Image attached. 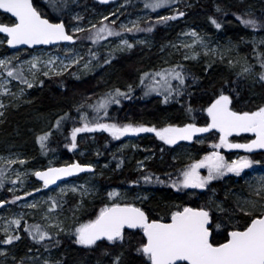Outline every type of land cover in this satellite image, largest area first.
<instances>
[{"label": "snow or ice", "instance_id": "6c2138e0", "mask_svg": "<svg viewBox=\"0 0 264 264\" xmlns=\"http://www.w3.org/2000/svg\"><path fill=\"white\" fill-rule=\"evenodd\" d=\"M66 0H44L45 5L53 11H60ZM101 3H108L109 0H100ZM176 0H144V8L151 9L156 12L157 9L169 7ZM0 10L10 14L14 18V22L9 24L0 23V33L5 34L6 43L11 48L27 45L32 48L36 45H57L60 42H68L75 45L81 37L76 33H86L82 37L84 40L91 41L92 44H99L101 41L107 40L109 37L119 38V43L113 47L104 63L108 64L110 59L117 51H124L133 48V43L122 37V33L133 32H151L155 24L166 23L170 20H176L183 17L185 13L175 10L172 15L158 16L155 24L141 28L139 21H132L131 27L121 23L116 27L115 19L108 21V17L104 16L99 25L91 24L90 28L85 29L79 26L72 27L70 34L66 30V24L62 20L60 22H52L46 18L44 12L36 5L35 0H0ZM217 11H220L217 8ZM115 16V13H110ZM74 20L81 19L79 16L73 17ZM210 22L217 29L221 28V24L216 18L210 17ZM237 19L253 30L264 28V20L256 18H244L237 16ZM192 40L191 43H184L180 47L191 50L198 46L205 50V55L215 54V48H208L205 40L195 31L186 33ZM143 43L144 41H137ZM3 43V40H0ZM264 43V41H261ZM179 50V47L173 45ZM255 50V49H254ZM64 56H50L48 59H41L39 56H33L28 61H21L18 65H13V59L18 57H10L0 59V69H4L6 79L4 84H0V95H12L14 99H18L23 95L24 88L19 89V93H10L9 88L5 86L12 80L18 81L20 85L27 88H33L38 76L42 74L45 77L50 75H61L63 72L73 66L82 72L91 71L94 67L93 61L97 60L98 54L88 48L86 55L89 59L85 60L75 47L64 48ZM198 54L194 51L192 55L187 53L184 59H195ZM222 55V54H221ZM260 67L264 69V55L258 56ZM228 63L231 65L232 60ZM43 65V68H41ZM98 66V65H97ZM251 66H244L240 74L249 73ZM77 75V73H72ZM187 73L184 65L177 63L167 68H161L157 71H147L140 75V85L144 88V95L156 93L163 97L162 103L167 104L174 96L179 97L181 89L185 85ZM77 78H79L77 76ZM259 80L264 81V72L259 73ZM175 81V84L173 83ZM42 85L43 81H39ZM133 91V86H127V91L121 90L119 87L110 89L97 100L91 103H81L76 105V113L79 117V126H73L70 132L71 143L65 146L69 151L77 148V136L80 133L104 132L114 140H120L121 137L128 135H138L140 133H154L155 137L162 141L164 145H177L179 141L195 142L204 144L207 137L201 134L209 133L213 139L209 140L208 147L211 150H205L199 158L189 157V162L177 169L175 174L165 173L168 181L162 180L159 176L145 173L140 179L144 183L165 184L170 181V186L177 191L185 189H207L213 181H219L228 174L241 177L246 169H251L253 165L261 164L260 160L252 159L249 155H237L236 158L226 159L221 149L225 150H243L245 153H254L255 150H264V104L256 107L254 110H239L232 107L233 100L229 94H225L222 89L218 95L214 94V98L208 103L207 107L201 108L199 111L206 113V120L199 125L196 110L189 105L186 113L189 121L182 126L177 124H166L162 127L149 126L144 123H120L110 117L109 108L112 105H119L122 99H129ZM5 107L0 103V108ZM0 115H3L0 112ZM75 119L68 112L56 119L52 126L59 130L65 121ZM248 133L254 138L247 139L246 142H236L230 137H240L241 134ZM218 134V138H216ZM52 135L51 130L44 132L36 137L37 143L43 151L47 149V141ZM164 149H161L163 151ZM19 163L24 165L25 160H9L8 165ZM122 163V162H121ZM121 163H117L116 167L120 168ZM141 172H143V164L138 161ZM206 170V174H202L201 170ZM93 173L92 164H81L79 162L66 163L63 166H48L44 170H35L31 174L38 181L42 182L41 187L48 189L52 185H56L58 181H63L66 177L75 176L78 173ZM27 173H16V178L11 181L13 185L23 184L22 176ZM6 179L3 169H0V187H3ZM131 183H138L132 181ZM254 195L257 199L246 198L242 202L237 201L236 210L242 214L243 223H232L231 226H224L225 235L222 241H214L212 237V225L215 223L217 229L221 228V223L214 221L211 210L203 206L189 207L176 205L175 210L170 211L167 222L162 219H151L146 215L145 211L134 203L127 202L126 195H122L116 189L107 192V202H104L98 211L86 220H82L78 213L87 212L84 209L83 198L87 196L92 189L85 185H73L70 188L72 193H79L81 201L77 202L71 217V223L65 224L64 220L53 217V213L57 209L62 208L61 200L69 190L67 186L60 188L59 193L55 196H49L48 207L42 219L47 222L46 225L39 223L23 224V229L27 235L37 244H43L45 250L48 244L45 241L59 244V240L55 239L60 233L66 232L69 236L74 237V243L85 248H91L98 242L107 241L115 244L117 241L123 242L125 239V229L139 230L142 232V239L136 252L144 258L143 264H264V176H261L256 182ZM251 187V185H250ZM13 192V189H8ZM41 188H35L33 191L39 192ZM25 196H31L32 192H25ZM22 197L13 195L11 201L0 199V206L5 203H15ZM123 201V202H122ZM39 203H44L41 201ZM37 202L28 203L25 207L29 209H37ZM217 208L224 211L219 205ZM23 215L19 218H13L7 222L11 225H21ZM232 217H229V221ZM55 229V233L50 231ZM4 238L0 243L11 245L14 241L20 239L18 232L13 234L6 227L3 229ZM15 231V230H13ZM4 253H0L3 255ZM43 264H59V261L43 260ZM113 264H120V256L117 255Z\"/></svg>", "mask_w": 264, "mask_h": 264}, {"label": "trees", "instance_id": "16d2710c", "mask_svg": "<svg viewBox=\"0 0 264 264\" xmlns=\"http://www.w3.org/2000/svg\"><path fill=\"white\" fill-rule=\"evenodd\" d=\"M35 3L45 13L46 18L52 22L62 20L65 24L66 15L74 13L84 18L97 15L98 18H102L104 9L109 8V6L97 4L94 0H71L66 8L57 12L45 5L44 0H35ZM117 3H122L128 9H133L134 5L138 7L144 5L141 0H119ZM173 6L184 11L185 15L180 20L155 24L151 32H143L148 35L153 44L157 45L154 50L136 44L130 50L114 54L108 64L103 61L98 70L80 80H72L70 75L64 78L40 76L35 86L27 89L30 93L31 105H23L22 100L18 101L20 106H9L5 110L3 124L0 127V135H2L0 139L2 137L7 139L13 135L16 136L15 139L20 137L25 139L29 124L27 122L33 121V116L31 118L29 116L31 109L32 113H37L36 116L40 113L41 117L49 115L51 118V113H55L47 130L52 132L47 141V149L42 152L39 147L37 157L43 158V162L57 157L55 166L72 162L94 164V174L99 175L96 179L99 191L92 200L82 201L84 209L87 210V212L78 213L82 220L88 219L95 211H98L99 207L107 201V192L116 189L122 195H126L127 202L130 203H134L133 200L138 194H145L141 203L134 204L145 211L149 220L163 218V221L167 222L170 211L175 210L176 205L203 206L210 209L214 221L221 223L220 229H217L213 223L211 238L214 241L223 242L222 237L226 234L225 225L230 227L232 223H243L242 214L236 210V196L246 193L245 184L241 180L225 177L211 184L205 192L201 193L196 190L175 192L170 186V181L165 184L155 182L146 184L140 179L142 174L151 173L153 179L159 176L162 180L168 181L165 173L175 174L176 170L185 164L179 158H174L175 155L181 154L183 150L201 154L205 151L204 145L194 143L193 146H186L183 143L173 148L157 141L154 133H147L146 136L128 135L121 137L120 140H114L108 133L94 132L78 134L77 147L81 149L80 154L74 149L69 151L65 146L71 143V128L80 124L75 105L94 102L104 92L117 87L127 91V86L130 84L133 86L130 98L122 99L119 105H112L109 108L110 117L120 123H144L156 127L171 123L182 126L190 122L186 108L191 105L196 110L198 124L202 125L206 120V113L199 110L207 107L214 98V94L218 95L222 89L225 94L231 96L232 107L235 109L254 110L264 104V83L259 80V73L264 72V69L260 67L258 59V56L264 55V43H261L264 41V28L253 30L237 19V16H243L264 20V0H176L170 5V7ZM217 8L220 11H217ZM159 14L165 16L171 15L172 12L165 8L160 10ZM153 15L149 13L145 16L140 22L141 28L154 24L151 21ZM210 17L217 19L221 24L220 29L211 24ZM10 21L9 18L0 14V23L9 24ZM180 21H184L191 28L198 29L207 40H214L218 44L224 43L225 40L231 42L237 48L241 69L226 63L183 62L179 57L176 60L173 58L174 63L171 65L177 63L184 65L187 76L185 85L181 89L182 94L179 97L174 96L165 104L162 103V96L144 97V88L140 85V73L160 59L157 55L159 50L169 51L166 42H171L170 38L181 26ZM5 51L9 50L5 47ZM24 52V54L30 53L29 50ZM244 66H251L252 70L238 75ZM41 80L42 85L39 83ZM65 112L75 119L65 121L59 130L54 129L52 126L56 119L63 116ZM124 138L135 141L137 149L132 152L133 156H129V151L117 148V144ZM211 138L210 135L208 139ZM247 139L249 137L241 136L234 138V141L244 142ZM161 149L164 150L161 151ZM146 156L150 157L145 159ZM228 156L230 158L232 155ZM255 157L264 165V154ZM138 161L143 164V172L140 170ZM117 163H121L120 168L116 167ZM132 181H138V183H131ZM78 201L81 199L68 194L61 200L62 208L59 210L72 216ZM217 205L224 211L221 212ZM229 217H232L231 221ZM23 234L25 237L20 236V242H17L11 251L10 259L13 262L19 260L25 263V257L35 253L38 248H45L43 244H37L25 233ZM141 239L139 231H125L123 242L117 241L115 244L100 242L91 248L75 244L70 236L57 238L59 244H55L54 241L44 243L48 244V249L55 248L52 261H59V264H113L117 255L120 256V264H143L144 258L136 252Z\"/></svg>", "mask_w": 264, "mask_h": 264}, {"label": "rangeland", "instance_id": "374dc122", "mask_svg": "<svg viewBox=\"0 0 264 264\" xmlns=\"http://www.w3.org/2000/svg\"><path fill=\"white\" fill-rule=\"evenodd\" d=\"M142 3H144V0H141ZM68 4V0H66L65 5L63 8H66ZM141 7V8H140ZM136 6L134 5L132 8L133 9H128L126 6H123L122 3H116L110 6L107 9H104V16L108 17V21L110 22L111 20L115 19L117 21L116 27L118 28L119 24L124 23L131 27L132 21H139L140 22L145 18L146 15L149 13H153L154 17L151 20L152 23L155 24V21L158 16H163L159 14V11L162 9L167 8L168 11L174 13L175 10H178L177 6L173 7H165L161 9H157L156 12H152L151 9H145L144 5L142 6ZM184 12V11H183ZM110 13H115V16L110 15ZM70 14V13H68ZM171 14V15H172ZM96 15V13L94 14ZM169 15V14H167ZM165 15V16H167ZM77 16V14L73 15H66L65 21L68 25L67 29L68 32L72 33V27L73 26H79L85 29L90 28L91 24H97L99 25V22L101 21L102 18H98L97 16H91L88 18L80 17L81 19L79 20H74L73 17ZM182 17H178L176 19V22L180 20ZM174 20L167 21L166 23L170 22L172 23ZM174 24V23H173ZM172 24V25H173ZM176 24V23H175ZM181 26L178 27V30L176 29L175 33L172 35L170 38L171 42H166V45L169 47V51H161L159 50L157 52V55L160 59H158L153 65H150L147 67L145 70H142L141 73L147 72V71H157L161 68H167L171 66L172 63H174L173 58H181L183 62L187 61H192V62H202V61H208L209 64L211 63H226L229 64L228 61L232 60L233 63L231 64L234 67L240 68L241 69V64L238 61V56H237V48L233 46L231 42L228 40H225L224 43H215L214 40H207L204 38L202 35V32H199L198 29L191 28L187 23L184 21H180L179 23ZM178 24V25H179ZM171 25V26H172ZM170 26V27H171ZM141 27V25H140ZM191 31L197 32L207 43L208 48L212 49L215 48L217 51L216 53L213 54H208L205 55V50L201 47H194L191 50L184 49L183 47H180L184 43H191L192 38L189 35H184L186 33H190ZM144 31L141 32H133V33H122V37L128 39L133 45L135 46L136 44L140 46H147L149 50H154L157 48L156 44H153L151 39H149L147 34L143 33ZM78 37H81V39H78L76 44L74 46H69V45H60V46H53L50 48H40V49H35L30 51L28 54H24V49L23 50H18V51H11L9 50L8 52L5 51L6 47V39L4 36H0V40H3V43H0V59L4 58H10V57H18V59H13L12 63L13 65H18L21 61H28L30 60L33 56H39L41 59H48L50 56H64V48L68 47H75L77 51H79L82 55L85 56V60L89 59V57L86 55L88 48L91 47L92 51L96 52L98 54L97 60L93 61V69L88 72H82L80 71L77 67L73 66L72 68L68 69V71L63 72L61 75H50L48 77H54V76H59V77H69L72 80H80L82 78H85L88 76L90 73L95 72L96 70L99 69L101 63L104 61V58L108 56L109 51L115 47L119 43V38L116 37H109L105 41H101L99 44H92L91 41L84 40L82 37L86 35V33H76L75 34ZM137 41H144L143 43H138ZM173 45H176L179 47V50L177 48L173 47ZM130 50V49H127ZM124 50V51H127ZM124 51H117V53H121ZM197 53L198 55L196 56L195 59H188L185 60L183 57L187 53L188 55H192V52ZM222 54V55H221ZM102 59V61H100ZM98 65V66H97ZM230 65V64H229ZM41 68H43V65H41ZM4 73V69H0V84H4L6 79L5 75H2ZM72 73H77V75H73ZM140 73V74H141ZM40 76H43L40 74ZM77 76L79 78H77ZM45 77V76H44ZM254 79L256 80V77L253 76ZM38 80V79H37ZM175 84V81L173 82ZM264 83V81H263ZM36 84V83H35ZM5 86L9 88L10 93H19L20 88H24V93L23 95H20L18 99H14L12 95H0V103L4 104L5 107L0 108V112L3 113V115H0V127L3 124V116L5 113V110L9 106L13 107H18L20 104L19 102H23V105L29 106L31 105L30 102V97H29V91L25 85H20L18 81L12 80L10 83H7ZM35 86V85H34ZM106 93V92H104ZM103 93V94H104ZM101 94L100 96H102ZM160 96L157 95L156 93H151L147 96L144 95V97H149V96ZM99 96V97H100ZM98 97V98H99ZM97 98V99H98ZM96 99V100H97ZM19 101V102H18ZM78 105V104H77ZM76 106V105H75ZM111 107V106H110ZM29 113L30 118L33 116V121L27 122L28 127L26 131V138H18L15 139V135L9 136L7 139L5 137H2L0 139V169H3L4 175L6 179L4 180V185L3 187H0V199L5 200V201H11L13 195H17L22 197L21 200L16 201L15 203H5L3 206H0V240L4 238V231L3 229L8 227L10 232H13L15 234L18 232L21 237H25L23 233L27 235V233L23 229V224L25 221H27L28 224H35L39 223L41 225H46L47 222L42 219V215L46 211L48 204L50 203L48 201L49 196H55L59 193V189L63 188L65 186L68 187V191L64 196H67L68 194H71L73 196H76L78 199H81V196L79 193H72L70 191L71 186L73 185H85L86 187L92 189V191L83 198V200H92L94 196H96L98 190L97 187V176L99 175L96 174H90V175H85L81 179H73L68 182L62 183L56 187L50 186L48 189H44L41 187V182L37 180V178L32 175L31 173L34 172L35 170H44L48 166H55L56 163V158L57 157H52L50 158L47 162H43V158L40 159L37 156V152L39 150L40 145L36 141V137L38 135L43 134L44 132H47L49 129L51 123H52V116L55 117V113H51V118H49V115L47 117L44 116H39L40 113H38V116H36L37 113ZM59 115V114H58ZM36 116V117H35ZM2 136V135H0ZM11 137V138H10ZM14 137V138H13ZM155 139L159 141L156 137ZM135 141L131 139H122L120 143L117 144V148L120 150L124 151H129L130 155L133 156L134 153H132L136 148L135 146ZM163 143L162 141H160ZM174 146V145H172ZM77 153L80 154V150L78 147L74 149ZM222 154L225 155L226 159H233L236 158L237 155H242V154H233L229 158L227 155L228 153L227 150L221 149ZM178 155V154H177ZM175 155L174 158H179L183 162L188 163L189 162V157L194 156L195 158H199V156H196V154L188 152L186 150H183L181 154L178 156ZM245 155V154H243ZM150 156H146L145 159H148ZM252 159H255L254 157ZM9 160H25L26 163L24 165H20L18 162L8 165L7 161ZM256 160V159H255ZM94 165V164H93ZM94 167V166H93ZM140 167V166H139ZM27 173L26 176H22L21 179L24 180L23 184L17 183L13 185L11 183L12 180L16 178V173ZM202 174H206V170H201ZM264 176V165L257 164L253 165L251 169H246L244 173H242L241 177H236L233 174H228L226 177H232L234 179L241 180L242 183L245 184V192L244 194H239L236 196V201H243L246 198L250 199H257V197L254 195V189H255V182L261 177ZM225 178V177H224ZM223 179V178H222ZM220 181V180H219ZM219 181H213L211 184ZM251 185V187H250ZM11 188L13 189V192H10L8 189ZM35 188H41L39 192L33 191ZM175 192H185L190 189H185L183 191H177L176 189L172 188ZM196 190V189H195ZM207 189H205L203 192H205ZM25 192H32L31 196H25ZM213 195V194H211ZM63 196V197H64ZM145 194H138L135 199L133 200L134 203H141V201L145 198ZM41 201H44V203H39ZM32 202H37L38 203V208L37 209H29L25 207L26 204L32 203ZM107 202V201H106ZM21 215H23V219L21 220V225L17 228L15 225H9L7 224L8 221H10L13 218H19ZM54 218L59 219V220H64L65 224L71 223V217L64 213L63 211L57 209L55 213L52 214ZM15 230V231H13ZM53 233H55V229H50ZM28 236V235H27ZM64 236H69L66 232L60 233L55 237L57 238H62ZM29 237V236H28ZM30 238V237H29ZM74 240V237H71ZM31 239V238H30ZM32 240V239H31ZM20 242L14 241L11 245H5L0 243V253H4L3 255H0V264H43V260L48 259L50 261L53 260V257L55 255V248L51 247L47 250L45 248L37 249L35 253H32L31 255L27 256L24 258V261L26 260L25 263H21L19 260L17 262L11 261V254L13 251V247H15L16 243ZM47 242V241H45ZM55 243V241H54Z\"/></svg>", "mask_w": 264, "mask_h": 264}, {"label": "water", "instance_id": "95a60500", "mask_svg": "<svg viewBox=\"0 0 264 264\" xmlns=\"http://www.w3.org/2000/svg\"><path fill=\"white\" fill-rule=\"evenodd\" d=\"M95 1L98 2V3H100V4H102V5H110L111 3L116 2L117 0H109L108 3H101L100 0H95ZM0 13L7 15V16H9L10 18H12V19L14 20V18L11 17L10 14L4 13L3 10H0ZM0 35L5 37V34L0 33ZM66 44L71 45V44H69L68 42H60V43L57 44V45H66ZM57 45H36V46H33L32 48H29L27 45H21V46H17L16 48H11V47H9V46L7 45V43H6L7 48H8L9 50H14V51H16V50H20V49H29V50H33V49H37V48H50V47H52V46H57ZM208 134H209V133H205V134H201V135H202V136H206V135H208ZM243 134H248V133H243ZM243 134H241V135H243ZM248 135H251V134H248ZM240 151L244 152L243 150H240ZM254 153H264V150H260V149H258V150H255ZM84 174H90V173H88V172H82V173H78V174H76L75 176L66 177V178H64L63 181H58L57 184H56V185H53V186H58L59 184H61V183H63V182L69 181V180H71V179H73V178H76V177L81 176V175H84ZM39 182H40V181H39ZM41 183H42V182H41ZM125 231H137V230L125 229ZM141 234H142V232H141Z\"/></svg>", "mask_w": 264, "mask_h": 264}, {"label": "flooded vegetation", "instance_id": "af4514ba", "mask_svg": "<svg viewBox=\"0 0 264 264\" xmlns=\"http://www.w3.org/2000/svg\"><path fill=\"white\" fill-rule=\"evenodd\" d=\"M69 1H71V0H69ZM68 1V2H69ZM119 1V0H118ZM117 1V2H118ZM116 2V3H117ZM113 4H111V5H109V7L110 6H112ZM211 135V134H210ZM210 135H208L207 136V139L205 140V143L204 144H202V145H204V150H211V149H209V147H208V143H209V140H211V139H213V137L211 138V139H208V137L210 136ZM146 136V135H145ZM250 138L249 139H252L253 138V136H249ZM216 138H218V134H217V136H216ZM234 138H239V137H230V139H233L234 140ZM236 142H238V141H236ZM244 142H246V141H244ZM185 144L186 146H193V144L195 143V142H188V141H179L178 142V144ZM177 144V145H178ZM196 144V143H195ZM198 144V143H197ZM177 145H174L173 146V148H177ZM221 152H222V150H221ZM235 152H238V151H236V150H234V151H232V150H227V152L226 153H228L227 155H233V154H235ZM191 153H194V152H191ZM195 154V153H194ZM203 153H201V154H196V156H200V155H202ZM257 155H259V154H255V155H250V157L251 158H255L256 160H259V159H257L255 156H257ZM205 189H203V190H201V189H196V191H199V192H201V193H203V191H204Z\"/></svg>", "mask_w": 264, "mask_h": 264}, {"label": "bare ground", "instance_id": "6f19581e", "mask_svg": "<svg viewBox=\"0 0 264 264\" xmlns=\"http://www.w3.org/2000/svg\"><path fill=\"white\" fill-rule=\"evenodd\" d=\"M117 1H118V0H117ZM117 1H116V2H117Z\"/></svg>", "mask_w": 264, "mask_h": 264}]
</instances>
